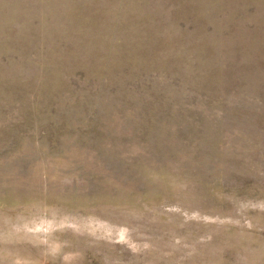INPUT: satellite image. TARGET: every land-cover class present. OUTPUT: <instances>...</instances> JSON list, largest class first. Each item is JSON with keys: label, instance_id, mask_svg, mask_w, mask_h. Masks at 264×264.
<instances>
[{"label": "rangeland", "instance_id": "374dc122", "mask_svg": "<svg viewBox=\"0 0 264 264\" xmlns=\"http://www.w3.org/2000/svg\"><path fill=\"white\" fill-rule=\"evenodd\" d=\"M0 264H264V0H0Z\"/></svg>", "mask_w": 264, "mask_h": 264}]
</instances>
